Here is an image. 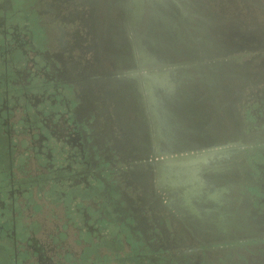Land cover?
<instances>
[{
    "label": "flooded vegetation",
    "instance_id": "obj_1",
    "mask_svg": "<svg viewBox=\"0 0 264 264\" xmlns=\"http://www.w3.org/2000/svg\"><path fill=\"white\" fill-rule=\"evenodd\" d=\"M207 1L0 0V264H264V5Z\"/></svg>",
    "mask_w": 264,
    "mask_h": 264
},
{
    "label": "rangeland",
    "instance_id": "obj_2",
    "mask_svg": "<svg viewBox=\"0 0 264 264\" xmlns=\"http://www.w3.org/2000/svg\"><path fill=\"white\" fill-rule=\"evenodd\" d=\"M253 1V0H251ZM256 1V0H255ZM261 4L264 5V0H258ZM208 3L212 4L213 6V10L214 11H219V9L221 8H227V7H231L232 5H234V7H237V8H242L243 6H246L247 4H249L248 0H208L207 1ZM234 7L232 8H229L230 10L233 9ZM255 9H258L255 4L253 6ZM250 9H252V6L250 7ZM260 9V8H259ZM259 12V14H258ZM257 15H259L260 18H262L261 16V10H258L257 11ZM229 16V15H228ZM227 16V17H228Z\"/></svg>",
    "mask_w": 264,
    "mask_h": 264
},
{
    "label": "bare ground",
    "instance_id": "obj_3",
    "mask_svg": "<svg viewBox=\"0 0 264 264\" xmlns=\"http://www.w3.org/2000/svg\"><path fill=\"white\" fill-rule=\"evenodd\" d=\"M139 7V6H138Z\"/></svg>",
    "mask_w": 264,
    "mask_h": 264
}]
</instances>
